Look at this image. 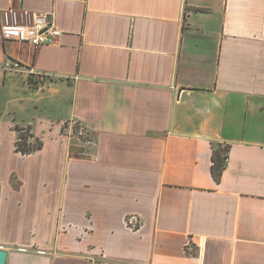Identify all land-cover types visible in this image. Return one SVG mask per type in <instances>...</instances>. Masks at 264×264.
Masks as SVG:
<instances>
[{
	"label": "crops",
	"instance_id": "crops-1",
	"mask_svg": "<svg viewBox=\"0 0 264 264\" xmlns=\"http://www.w3.org/2000/svg\"><path fill=\"white\" fill-rule=\"evenodd\" d=\"M11 6L52 14L62 34L0 37V101L58 123L60 149L51 165H15L46 145L6 105V264H264V0H0ZM6 59L51 75L32 83ZM72 121L90 141L62 132ZM15 125L41 149L15 152Z\"/></svg>",
	"mask_w": 264,
	"mask_h": 264
},
{
	"label": "built area",
	"instance_id": "built-area-1",
	"mask_svg": "<svg viewBox=\"0 0 264 264\" xmlns=\"http://www.w3.org/2000/svg\"><path fill=\"white\" fill-rule=\"evenodd\" d=\"M61 34L62 30L57 27L50 13L12 6L0 11V37L3 41H16L40 47L55 43ZM2 69L25 71L29 73L30 81L35 84L51 75L48 72L27 67L15 59H6L2 64ZM131 218L128 217L127 222L135 227L137 222L131 224Z\"/></svg>",
	"mask_w": 264,
	"mask_h": 264
},
{
	"label": "rangeland",
	"instance_id": "rangeland-1",
	"mask_svg": "<svg viewBox=\"0 0 264 264\" xmlns=\"http://www.w3.org/2000/svg\"><path fill=\"white\" fill-rule=\"evenodd\" d=\"M6 100H1L0 101V112H3V119L0 120V140H1V143L3 145V147L6 148V150L9 151L10 147L12 146V136L11 134H13L9 128H8V123L6 120V117H8L5 113H4V110L7 106L9 105H13L15 107V110L16 111V116L19 120H22V119H30L31 117L32 118H35V122H39L37 123V130L39 131H42V139L44 141V145H46L45 149L43 152H39L37 154H35L34 156L30 157V158H25V159H21L20 156L19 157H16V159H12V162L15 164V165H42L43 164V161H47L48 163L51 162V157L54 155L56 156V153H55V149H60L59 148V141L56 139V136L54 135L56 130H57V124L58 123H55L54 122V129L52 131H48L47 128H45V124L44 122L42 124H40V119H42V117L40 119H38L39 117V113H34L36 111L34 110H29L28 108H25L23 106V104L21 105H18L17 106V103H11V101H8V103L6 104L5 102ZM16 104V106L14 105ZM7 105V106H6ZM34 113V114H33ZM57 112H54V115L56 114ZM40 114H43V113H40ZM56 116V115H55ZM54 117V116H53ZM2 118V117H1ZM22 126H25V125H22ZM70 126V130L68 131L67 130V127ZM72 132L74 134H76L77 136H79L81 139L83 140H87V141H90V137L87 135V132L85 129H82L76 122L72 121V122H65L63 124V127H62V132L64 134H67L68 132ZM15 137H16V132H15ZM48 154V155H46ZM74 154H78V153H74ZM51 165V163L49 164Z\"/></svg>",
	"mask_w": 264,
	"mask_h": 264
},
{
	"label": "trees",
	"instance_id": "trees-1",
	"mask_svg": "<svg viewBox=\"0 0 264 264\" xmlns=\"http://www.w3.org/2000/svg\"><path fill=\"white\" fill-rule=\"evenodd\" d=\"M16 137L14 141L15 152L21 155H29L42 147L41 140L32 132L30 125L14 126ZM228 150L227 145H219L213 148L211 153V174L216 182L220 181L222 171L225 166V153Z\"/></svg>",
	"mask_w": 264,
	"mask_h": 264
},
{
	"label": "water",
	"instance_id": "water-1",
	"mask_svg": "<svg viewBox=\"0 0 264 264\" xmlns=\"http://www.w3.org/2000/svg\"><path fill=\"white\" fill-rule=\"evenodd\" d=\"M8 251L0 247V264H6Z\"/></svg>",
	"mask_w": 264,
	"mask_h": 264
}]
</instances>
